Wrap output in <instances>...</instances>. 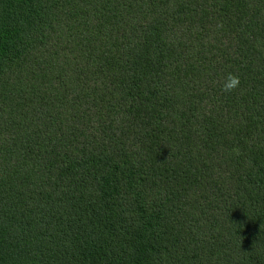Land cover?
<instances>
[{
	"label": "trees",
	"instance_id": "16d2710c",
	"mask_svg": "<svg viewBox=\"0 0 264 264\" xmlns=\"http://www.w3.org/2000/svg\"><path fill=\"white\" fill-rule=\"evenodd\" d=\"M0 264H264V0H0Z\"/></svg>",
	"mask_w": 264,
	"mask_h": 264
},
{
	"label": "clouds",
	"instance_id": "9594fccd",
	"mask_svg": "<svg viewBox=\"0 0 264 264\" xmlns=\"http://www.w3.org/2000/svg\"><path fill=\"white\" fill-rule=\"evenodd\" d=\"M240 85V78L237 75L228 73L222 82L221 90L225 93H230L237 89Z\"/></svg>",
	"mask_w": 264,
	"mask_h": 264
}]
</instances>
